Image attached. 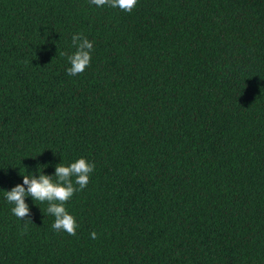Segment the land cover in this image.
<instances>
[{
    "label": "trees",
    "instance_id": "16d2710c",
    "mask_svg": "<svg viewBox=\"0 0 264 264\" xmlns=\"http://www.w3.org/2000/svg\"><path fill=\"white\" fill-rule=\"evenodd\" d=\"M79 158L75 236L12 213ZM0 264H264V0H0Z\"/></svg>",
    "mask_w": 264,
    "mask_h": 264
},
{
    "label": "clouds",
    "instance_id": "9594fccd",
    "mask_svg": "<svg viewBox=\"0 0 264 264\" xmlns=\"http://www.w3.org/2000/svg\"><path fill=\"white\" fill-rule=\"evenodd\" d=\"M137 2L138 0H90V3L97 7L108 5L128 13L132 12ZM72 45L76 51L67 56L70 64L67 73L69 76H76L83 73L90 65L94 44L82 33H75L72 36ZM39 168L37 169L38 176L35 174L22 175L23 183L6 191L7 201L14 205L11 209L12 213L21 220L29 217V206L25 202V197L30 196L33 201L47 202V212L55 217L52 228L57 232L64 231L75 236L78 224L74 216L66 210L65 204L76 191L83 190L88 185L90 174L94 171L95 165L85 158H79L67 166L59 163L55 166V180L52 179L53 176L39 171ZM75 185L79 187L77 188ZM90 236L92 239H96L97 233L93 231Z\"/></svg>",
    "mask_w": 264,
    "mask_h": 264
}]
</instances>
